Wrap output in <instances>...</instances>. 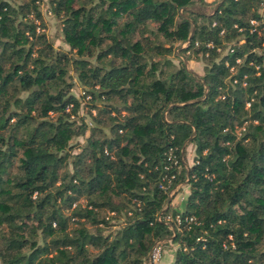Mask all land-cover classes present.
<instances>
[{"label":"trees","instance_id":"1","mask_svg":"<svg viewBox=\"0 0 264 264\" xmlns=\"http://www.w3.org/2000/svg\"><path fill=\"white\" fill-rule=\"evenodd\" d=\"M157 243L264 264V0H0V264H148Z\"/></svg>","mask_w":264,"mask_h":264},{"label":"rangeland","instance_id":"2","mask_svg":"<svg viewBox=\"0 0 264 264\" xmlns=\"http://www.w3.org/2000/svg\"><path fill=\"white\" fill-rule=\"evenodd\" d=\"M46 5H44V11H45V19L47 21V33L49 34V36L51 37V39L53 40L54 44L56 47L58 48H68V45L64 42L63 37H62V33H61V29L59 27V23L58 20L55 19L51 14H48L46 11ZM190 68H193L196 71H201V62L199 61H192L191 63H189L188 65ZM75 80V86L73 88V91L76 92L78 95L82 96L84 94V90L83 87L79 84V82L77 81V79H73ZM83 103V108L81 109V112H86L87 110V102L86 100H82ZM80 140H83L82 137H79ZM193 156V145L191 143L187 144L186 146V151H185V157L186 160L188 162H191V158ZM187 191V186L183 185L182 188H180L179 191H175L171 194L172 197V203L176 204L181 196L183 195L184 192ZM160 248H161V256L159 257V259H157L156 261H149L148 264H171L172 261V255H173V249L175 248L176 244H159ZM164 250V252H163Z\"/></svg>","mask_w":264,"mask_h":264},{"label":"built area","instance_id":"3","mask_svg":"<svg viewBox=\"0 0 264 264\" xmlns=\"http://www.w3.org/2000/svg\"><path fill=\"white\" fill-rule=\"evenodd\" d=\"M252 22H256L255 20H251ZM183 45H185V43H183ZM85 94V91H84ZM90 97V96H88ZM168 158L171 160V162L173 164H177L178 163V159L176 158V155L172 152V149L169 150L168 153ZM161 187H165L163 184H161ZM176 189V188H175ZM174 189V190H175ZM174 190L172 192H174ZM160 217V216H159ZM166 221H174L177 224H179L181 222V217L179 214H176L174 216H171L170 214H165L162 216ZM185 219H187L188 221H192L194 219V216H189V217H185ZM160 243H157L153 249L150 252L149 255V261H156L157 259H159V257L161 256V248L159 246Z\"/></svg>","mask_w":264,"mask_h":264},{"label":"crops","instance_id":"4","mask_svg":"<svg viewBox=\"0 0 264 264\" xmlns=\"http://www.w3.org/2000/svg\"><path fill=\"white\" fill-rule=\"evenodd\" d=\"M207 1H209V2H216L217 0H207ZM217 4V3H216Z\"/></svg>","mask_w":264,"mask_h":264},{"label":"water","instance_id":"5","mask_svg":"<svg viewBox=\"0 0 264 264\" xmlns=\"http://www.w3.org/2000/svg\"><path fill=\"white\" fill-rule=\"evenodd\" d=\"M217 4H218V3H217ZM217 4L215 5V7L217 6ZM170 198H171V196H170ZM170 198H169V199H170Z\"/></svg>","mask_w":264,"mask_h":264}]
</instances>
